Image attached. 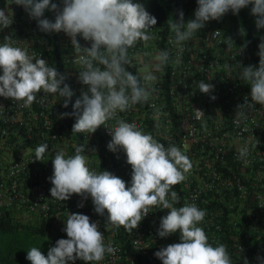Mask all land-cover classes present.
Returning a JSON list of instances; mask_svg holds the SVG:
<instances>
[{"label": "built area", "instance_id": "1", "mask_svg": "<svg viewBox=\"0 0 264 264\" xmlns=\"http://www.w3.org/2000/svg\"><path fill=\"white\" fill-rule=\"evenodd\" d=\"M54 17L55 13L45 16L49 20ZM153 35L155 38L148 47L140 43L131 50L133 59L129 71L134 74H140L142 67L137 55L148 61L157 49L168 50L173 58L177 54L178 49L170 42L171 29L162 34L154 27ZM9 36L19 46L28 48L30 54L35 53L54 65L65 76L64 83L74 95L67 108L62 106L63 99L43 92L37 94V100L28 108L21 107L20 102L0 98L3 105L0 110V218L33 224L67 218L68 213H82L90 221L99 222L98 230L103 233L105 244L111 242L117 249L114 254H106L100 264H161L154 253L179 242L178 234L167 238L156 235L160 218L167 215V210L152 207L136 229L123 234L121 241L117 229H104L105 217L94 212L91 198L73 194L63 202L51 199L52 185L48 178L52 175V157L61 149L72 155L76 146L83 145L90 170H106L123 179L126 187L131 180V168L123 152L107 150L111 139L108 129L115 124L114 120L107 121L92 134L72 133L67 125L75 123L74 117L61 115L71 113L81 90H87L78 81L79 67L69 38L62 32L41 33L36 21L26 13L13 15V23L0 31V40ZM80 44L90 46L83 40ZM239 49L242 50L239 52ZM180 55L182 63L170 62L157 73L155 92L150 99L119 113V117L151 133L165 147L176 145L185 152L192 168L183 182L172 187L180 197L176 206L195 203L206 209L201 226L209 243L225 244L233 264H243L245 258L248 264H260L258 257L264 259V106L257 105L255 110L247 111L240 123L235 122L236 108L249 94L248 86L238 78L239 65L253 66V62L250 64L241 44L207 23L184 45ZM200 80L214 85L213 90L202 94L195 88V82ZM211 96L216 98L213 100ZM196 109L204 112L203 119H195L193 110ZM41 143L48 144L49 158L32 161L34 149ZM244 144L250 148L248 163L238 158V149ZM22 149L29 152L14 156Z\"/></svg>", "mask_w": 264, "mask_h": 264}, {"label": "clouds", "instance_id": "2", "mask_svg": "<svg viewBox=\"0 0 264 264\" xmlns=\"http://www.w3.org/2000/svg\"><path fill=\"white\" fill-rule=\"evenodd\" d=\"M8 5L21 7L29 19L36 21L41 33L62 32L69 38L79 67L78 81L87 86V90H81L71 113L61 115L74 117L72 133L92 134L107 121L114 120L111 129L104 127L111 137L107 150L123 152L131 168V180L126 187L123 179L106 170H90L83 145L76 146L72 155L61 149L52 157V175L48 178L52 185L49 189L51 199L63 202L73 194L91 198L94 212L105 217V230L121 226L127 231L136 229L151 208L159 206L167 210V215L160 218L156 235L160 238L179 235L178 243L154 253L161 264H233L225 244L209 243L201 226L206 209L195 203L176 206L180 197L172 187L186 179V173L192 168L190 158L176 145L165 147L151 133L120 118L119 113L150 99L155 92L153 85L158 80L157 73L170 62L182 63L180 53L184 45L208 21L220 20L229 12L237 15L251 5L256 28L264 29V0H196L197 7L191 19L185 22L180 11L176 21H168L172 31L170 42L178 49L175 57L161 49H157L148 61L137 55L142 63L140 74L129 71L133 59L131 50L140 43L148 47L155 38L153 26L157 23L141 0H59V6L54 0H7V6L0 8V31L13 23ZM46 12H54V20L45 18ZM77 37L90 46L82 47ZM257 55L258 66L238 64L241 69L238 78L248 86L249 94L236 108V123L246 117L247 111L255 110L257 105L264 106V38L258 45ZM64 81L65 76L45 58L30 54L28 48L19 46L10 36L0 40V98L20 102L21 107L28 108L37 100V94L43 92L63 99L62 106L67 108L74 93ZM195 88L208 94L214 85L200 80L195 82ZM193 112L195 119L205 117L200 109ZM48 147L47 143L39 144L34 149L32 161L48 159ZM22 150L25 154L29 152ZM19 152L14 156L23 155ZM249 154L247 144L238 149V158L245 163L249 162ZM98 228L99 222L90 221L88 215L68 213L62 229L67 238L58 239L46 255L41 247H31L26 259L30 264H75L76 261L100 264L106 254H114L117 249L111 242L105 244ZM258 259L264 264V259ZM243 264H248L246 258Z\"/></svg>", "mask_w": 264, "mask_h": 264}, {"label": "trees", "instance_id": "3", "mask_svg": "<svg viewBox=\"0 0 264 264\" xmlns=\"http://www.w3.org/2000/svg\"><path fill=\"white\" fill-rule=\"evenodd\" d=\"M145 9L153 15L157 23L153 27L160 29L164 34L170 27L168 16L176 21L180 11L184 14L185 22L193 17L197 7L196 0H141ZM7 6V0H0V8ZM12 14L16 17L25 14L24 10L15 5H8ZM251 5L242 9L237 15L231 12L220 20L208 21L207 24L213 28L220 29L225 37L233 39L241 44L249 55V61L253 66H258L259 57L258 45L261 38H264V29H257L255 17L251 15ZM54 12H46L45 16H50ZM241 29L243 35H241ZM69 110V109H68ZM71 118V116H68ZM73 123L68 124L72 129ZM34 143V141H31ZM35 144V143H34ZM67 218L45 221H36L33 224L13 223L8 218H0V264H30L26 259V252L31 247H41V252L46 255L47 250L54 246L55 242L61 238H67L62 231ZM127 230L121 226L117 229V236L122 241L123 234ZM129 252V249H127ZM75 264H85L83 261H76Z\"/></svg>", "mask_w": 264, "mask_h": 264}, {"label": "rangeland", "instance_id": "4", "mask_svg": "<svg viewBox=\"0 0 264 264\" xmlns=\"http://www.w3.org/2000/svg\"><path fill=\"white\" fill-rule=\"evenodd\" d=\"M54 2H56L59 6V0H54ZM169 19H171V14H169V16H168V21H169ZM23 152H24V150L20 151L18 154H22Z\"/></svg>", "mask_w": 264, "mask_h": 264}, {"label": "crops", "instance_id": "5", "mask_svg": "<svg viewBox=\"0 0 264 264\" xmlns=\"http://www.w3.org/2000/svg\"><path fill=\"white\" fill-rule=\"evenodd\" d=\"M26 153V151H24L22 154H25Z\"/></svg>", "mask_w": 264, "mask_h": 264}]
</instances>
